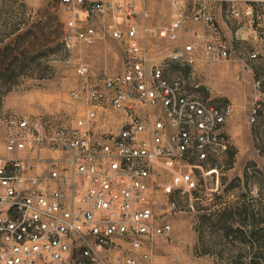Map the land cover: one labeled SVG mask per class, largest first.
Listing matches in <instances>:
<instances>
[{"label": "built area", "instance_id": "obj_1", "mask_svg": "<svg viewBox=\"0 0 264 264\" xmlns=\"http://www.w3.org/2000/svg\"><path fill=\"white\" fill-rule=\"evenodd\" d=\"M216 1L170 0L176 6L166 28L170 40H177L190 21L204 23L210 34L196 33L184 48L151 62L138 38L134 0H61L71 14L65 43L94 45L108 35L124 45V67L92 73L87 64L77 65L84 86L71 97L88 109L74 120L55 122L43 115L3 119L0 264H140L151 259L152 244L172 231L162 215L179 209L170 198L158 213L155 198L196 190L197 169L203 172L230 147L226 124L233 104L205 96L210 86L193 69L188 75L171 70L174 62L191 68L195 50L207 62L230 59L212 8ZM260 1L252 22L264 38ZM231 13L242 16L236 5ZM109 14L112 18L102 27L85 24L93 15ZM261 55L256 51L251 57ZM236 78L245 79L241 73ZM258 108L259 103L252 119ZM121 241L138 254L124 252Z\"/></svg>", "mask_w": 264, "mask_h": 264}, {"label": "rangeland", "instance_id": "obj_2", "mask_svg": "<svg viewBox=\"0 0 264 264\" xmlns=\"http://www.w3.org/2000/svg\"><path fill=\"white\" fill-rule=\"evenodd\" d=\"M70 15L61 0H0V120L43 115L55 122L71 121L87 111V104L71 97L72 91L84 86L77 65L83 62L97 73L104 61L101 45L115 40L107 35L94 45L68 46L63 34ZM111 18L93 15L85 24L102 27ZM159 30L167 33L166 27ZM252 91L250 84L246 92ZM207 97L221 105L240 106L227 121L232 125L226 128L229 150L217 165H208L203 172L197 169L201 175L196 190L160 193L155 198L158 213L170 198L179 209L162 215L172 231L157 238L151 259L140 264H249L255 252L244 244L243 235L230 241L221 229L225 216H233L228 222L238 226V208L243 204L257 213L258 222L249 229H256L261 240V251L255 249V255L264 256V100ZM216 167L218 172L208 173ZM120 243L124 252L138 254L125 241Z\"/></svg>", "mask_w": 264, "mask_h": 264}, {"label": "crops", "instance_id": "obj_3", "mask_svg": "<svg viewBox=\"0 0 264 264\" xmlns=\"http://www.w3.org/2000/svg\"><path fill=\"white\" fill-rule=\"evenodd\" d=\"M139 12L138 38L141 44L148 48L151 62H161L174 50L184 48V45L192 41L195 34L209 36L210 29L202 22L190 21L180 28L179 38L170 40L165 32L159 30L166 27L173 20L176 6L170 0H134ZM263 1L260 0H218L212 8L216 17V24L229 45L231 57L221 62H207L201 58L198 50H195V62L191 68L181 67L178 62L171 66L173 74L178 72L188 75L191 69L198 79L210 86V93L214 98L221 97L230 101L264 100V56L257 58L251 54L260 51L264 54V38L257 31L252 19L260 12ZM236 5L242 12L241 17H235L231 13V7ZM148 14H144V12ZM264 24V19H263ZM151 29L157 30L156 34ZM113 45L103 42L101 51L104 53V61L99 66L98 72L108 69L112 72L121 71L124 67V45L114 39ZM189 70V71H186ZM243 74L245 79L238 80L237 74ZM233 79L235 82H233ZM256 80H261L260 86L255 85ZM253 87L251 93L246 92L248 86ZM234 106V104H233ZM240 106H234V116ZM236 108V109H235ZM232 114V115H233ZM227 125V124H226ZM232 128L228 124L226 128ZM6 126L0 120V155L5 154L4 140Z\"/></svg>", "mask_w": 264, "mask_h": 264}, {"label": "trees", "instance_id": "obj_4", "mask_svg": "<svg viewBox=\"0 0 264 264\" xmlns=\"http://www.w3.org/2000/svg\"><path fill=\"white\" fill-rule=\"evenodd\" d=\"M8 72L9 73L11 72L10 68L8 69ZM10 75H13V74H9L8 77H10ZM238 217H239L238 226H234L233 223L228 222V220L234 219L233 216L224 217L225 223L222 225V228H221L223 232V236L226 239H230V241H233L232 240L233 236L237 234H241L244 237L243 238L244 244L249 249H252V251L254 250L255 253H256L255 249L257 250L259 249V251H261V248H262V245L260 243L261 240L257 235L256 229L254 228H252L251 230L249 229L250 224H253V223L255 224L256 222H258L257 213H255L254 209L251 208L250 205L243 204L238 208ZM226 221L228 222V224L226 223ZM255 253L248 263L249 264H264V256H262L261 252H260L261 256H259L258 254L255 255Z\"/></svg>", "mask_w": 264, "mask_h": 264}]
</instances>
